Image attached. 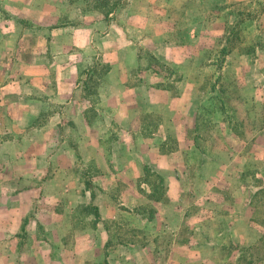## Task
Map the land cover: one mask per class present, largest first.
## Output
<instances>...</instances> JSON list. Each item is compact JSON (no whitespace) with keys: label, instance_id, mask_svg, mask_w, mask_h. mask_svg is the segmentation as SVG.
I'll return each mask as SVG.
<instances>
[{"label":"rangeland","instance_id":"obj_1","mask_svg":"<svg viewBox=\"0 0 264 264\" xmlns=\"http://www.w3.org/2000/svg\"><path fill=\"white\" fill-rule=\"evenodd\" d=\"M0 264H264V0H0Z\"/></svg>","mask_w":264,"mask_h":264}]
</instances>
